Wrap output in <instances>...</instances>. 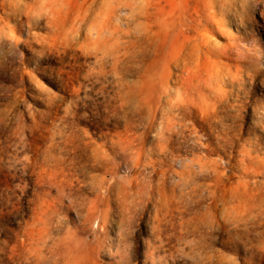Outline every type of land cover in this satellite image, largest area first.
Instances as JSON below:
<instances>
[{
    "label": "rangeland",
    "instance_id": "1",
    "mask_svg": "<svg viewBox=\"0 0 264 264\" xmlns=\"http://www.w3.org/2000/svg\"><path fill=\"white\" fill-rule=\"evenodd\" d=\"M245 1L0 0V264H264Z\"/></svg>",
    "mask_w": 264,
    "mask_h": 264
},
{
    "label": "snow or ice",
    "instance_id": "2",
    "mask_svg": "<svg viewBox=\"0 0 264 264\" xmlns=\"http://www.w3.org/2000/svg\"><path fill=\"white\" fill-rule=\"evenodd\" d=\"M249 11L253 14L258 11L264 10V0H246ZM249 20V16H245V22L247 23Z\"/></svg>",
    "mask_w": 264,
    "mask_h": 264
},
{
    "label": "bare ground",
    "instance_id": "3",
    "mask_svg": "<svg viewBox=\"0 0 264 264\" xmlns=\"http://www.w3.org/2000/svg\"><path fill=\"white\" fill-rule=\"evenodd\" d=\"M245 3H246V1H245ZM246 4H247V3H246ZM239 7H240V6H239ZM240 9H241V8H240ZM246 10H247V9H246ZM239 11H241V10H239ZM258 12H259V11H258ZM260 13H261V14H264V10H261Z\"/></svg>",
    "mask_w": 264,
    "mask_h": 264
}]
</instances>
